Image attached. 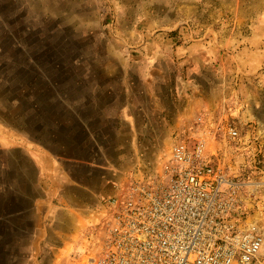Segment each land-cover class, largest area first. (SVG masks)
Here are the masks:
<instances>
[{"label":"rangeland","instance_id":"1","mask_svg":"<svg viewBox=\"0 0 264 264\" xmlns=\"http://www.w3.org/2000/svg\"><path fill=\"white\" fill-rule=\"evenodd\" d=\"M262 46L264 0H0V264H89L109 198L162 181L165 146L198 128L219 129L207 161L247 185L240 215L264 221V138L227 107L212 114L247 91ZM49 160L99 187L87 229Z\"/></svg>","mask_w":264,"mask_h":264},{"label":"built area","instance_id":"2","mask_svg":"<svg viewBox=\"0 0 264 264\" xmlns=\"http://www.w3.org/2000/svg\"><path fill=\"white\" fill-rule=\"evenodd\" d=\"M226 135L240 132L229 124ZM220 136L198 128L168 143L162 181L133 179L109 198L103 248L89 264H264V221L239 211L247 185L207 161Z\"/></svg>","mask_w":264,"mask_h":264},{"label":"crops","instance_id":"3","mask_svg":"<svg viewBox=\"0 0 264 264\" xmlns=\"http://www.w3.org/2000/svg\"><path fill=\"white\" fill-rule=\"evenodd\" d=\"M261 53H264V46H262ZM260 63V66H254L252 63L249 66L247 74L251 78L247 91L241 92L239 89L237 91L231 89L226 96L213 103L215 105H213L212 114L220 116L227 107L229 112L238 113L242 118L243 125L252 129L253 134L258 132L257 135L264 138V60L261 59ZM72 164L74 165V163ZM68 165V169H65L63 166H56L54 162L50 163L49 160L47 166L44 164L41 169L43 170L44 166L46 167V172L49 173V181L53 179V183L55 182L53 187L57 191L56 193L63 197V200L76 198L75 204L71 202V208H80L82 210L83 213L81 215H76L87 218V220L83 219L82 224L84 226L83 229H87V222L91 223L93 221L89 220V218H93V215L87 216V213L95 210L100 203L99 187L93 181L89 182L87 180L89 176L87 169L79 166L74 167L71 164ZM93 171L91 170V176L94 173ZM95 172L97 173L98 171L95 170ZM54 173H57V177H50ZM105 174L107 176L108 172ZM110 178L111 175L108 176L107 182L104 184L103 189L107 188L105 191H108L115 184L114 177ZM114 192H116V189ZM83 198L86 204L83 203Z\"/></svg>","mask_w":264,"mask_h":264}]
</instances>
